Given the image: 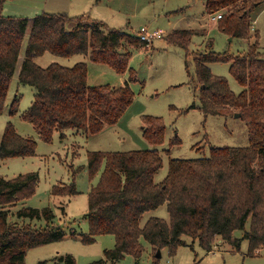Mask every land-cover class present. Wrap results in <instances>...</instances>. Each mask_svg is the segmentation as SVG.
I'll return each mask as SVG.
<instances>
[{
	"label": "trees",
	"instance_id": "obj_1",
	"mask_svg": "<svg viewBox=\"0 0 264 264\" xmlns=\"http://www.w3.org/2000/svg\"><path fill=\"white\" fill-rule=\"evenodd\" d=\"M0 0V114L3 113L10 85L17 72L22 46L30 21L27 18L3 16ZM264 5V0H205L208 16L223 11L217 27L231 39L255 40L245 55L208 51L195 55L196 85L199 86L201 109L205 116L226 117L234 113L249 125L250 145L245 148H213L209 158L200 160L171 159L163 182L155 177L163 168L158 150L89 152L87 169L91 177L100 173L96 186L88 194V234L71 232L54 224L51 208H23L17 218L47 222L45 228L10 221V210L30 199L38 186L35 173L7 180L0 177V264H25L27 252L65 239H80L93 244L97 237L115 238V248L104 252L111 264L126 256L140 259L141 240L154 252L169 249L171 256L186 246L184 237L198 241L208 253L219 241L239 249L236 231H243L249 243L248 256L264 253V52H260V34L251 36V14ZM74 23L72 28L68 26ZM199 32L175 31L168 43L188 51ZM148 44L139 34L109 29L102 23L82 16L42 13L32 20L25 60L18 75L20 84L36 90L34 101L22 119L31 124L44 143H51L58 133L98 135L115 126L134 103L135 94L129 83L124 86H89L88 66L78 63L64 67L53 63L42 68L39 57L51 54L58 58L86 55L94 63L107 65L117 74H130L135 80L130 61L135 50ZM230 63V74L243 88L236 95L224 77L212 74L208 65ZM16 97L10 116L19 112ZM144 137L152 146L163 144L165 124L162 119L145 117ZM173 144H180L175 138ZM37 142L22 137L12 123H7L0 143V160L36 156ZM82 169H79V172ZM100 171V172H99ZM74 185L52 187L53 197H73ZM166 205L169 220L151 218L142 227L145 214ZM250 228L247 231V224ZM61 263L75 264L72 257ZM58 264V263H57Z\"/></svg>",
	"mask_w": 264,
	"mask_h": 264
},
{
	"label": "rangeland",
	"instance_id": "obj_2",
	"mask_svg": "<svg viewBox=\"0 0 264 264\" xmlns=\"http://www.w3.org/2000/svg\"><path fill=\"white\" fill-rule=\"evenodd\" d=\"M1 13L30 21L20 64L25 60L32 20L42 13L66 14L73 19L87 16L109 29L132 35L139 34L142 29L149 33L161 32L160 39L133 52L129 65L135 73L133 82L129 80V73L117 74L111 67L94 63L86 55L58 58L45 54L36 60L42 68L53 63L64 67L86 63L89 86L120 87L129 83L135 94L134 103L117 125L106 127L98 135H78L71 130L64 139L56 133L51 143H44L35 128L22 119L34 101L36 90L20 84L16 72L4 111L0 114V143L7 123H12L19 135L37 142L36 156L0 160V177L11 180L35 173L38 186L30 199L12 207L10 221L45 228L47 222L44 219H19L16 214L23 208H51L55 215L54 224L62 227L68 235L71 232L88 234V194L98 184L102 172L90 176L87 169L89 152L158 150L163 159V168L155 177V183L159 184L168 175L171 159H206L213 148H245L250 145L249 125L241 117H236L238 113L226 117L205 116L201 109L195 55L208 51L245 55L249 44L255 42L254 38L230 41L231 38L218 29V22L211 21L212 15H207L205 0H13L2 5ZM251 23L250 34L253 37L257 32L260 34V52H264V5L253 11ZM73 24L68 27L72 28ZM183 30L199 32L192 38L188 51L172 46L167 40L171 33ZM208 66L213 75L227 79L233 93L239 95L243 91L229 72L230 63ZM16 97L20 99L19 112L10 116V106ZM145 117L163 120L166 127L163 144L152 146L146 141L143 134ZM175 138L180 144L172 143ZM79 169L82 170L77 172ZM56 185H74L78 194L53 197L51 190ZM151 218L168 221L167 206L145 214L141 226ZM249 228L248 223L246 230ZM244 235L243 231L234 233V238L241 240L239 249L219 240L210 253L198 241L184 237L186 246L178 248L174 256L164 248L160 258L148 242L141 240L143 253L140 259L126 256L115 264H264V253L257 257L248 256L249 243L243 239ZM115 244V238L110 235L97 237L93 244L69 238L29 250L25 264H66L60 259L68 256L75 264H111L106 261L104 252L113 250Z\"/></svg>",
	"mask_w": 264,
	"mask_h": 264
},
{
	"label": "built area",
	"instance_id": "obj_3",
	"mask_svg": "<svg viewBox=\"0 0 264 264\" xmlns=\"http://www.w3.org/2000/svg\"><path fill=\"white\" fill-rule=\"evenodd\" d=\"M213 15H212L211 21L217 23L222 18L223 12H218ZM139 36L144 42H146L147 44L149 43L151 44L153 40L159 39L161 37V32L149 33L145 31L144 29H142V31L139 33Z\"/></svg>",
	"mask_w": 264,
	"mask_h": 264
},
{
	"label": "crops",
	"instance_id": "obj_4",
	"mask_svg": "<svg viewBox=\"0 0 264 264\" xmlns=\"http://www.w3.org/2000/svg\"><path fill=\"white\" fill-rule=\"evenodd\" d=\"M160 39V38H159ZM230 41H233V39H230ZM21 58L19 57V62H18V69H17V73H18V75H19V72H20V69H21V65H22V63L20 64V60ZM117 87V86H116Z\"/></svg>",
	"mask_w": 264,
	"mask_h": 264
},
{
	"label": "water",
	"instance_id": "obj_5",
	"mask_svg": "<svg viewBox=\"0 0 264 264\" xmlns=\"http://www.w3.org/2000/svg\"><path fill=\"white\" fill-rule=\"evenodd\" d=\"M236 117H241V115H240V114H236ZM157 257H158V258L161 257V251H158V253H157Z\"/></svg>",
	"mask_w": 264,
	"mask_h": 264
}]
</instances>
